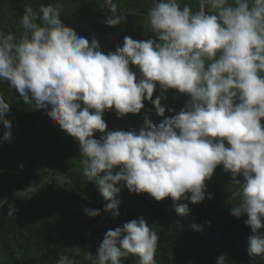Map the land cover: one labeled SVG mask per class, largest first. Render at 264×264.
Wrapping results in <instances>:
<instances>
[{
    "label": "clouds",
    "instance_id": "clouds-1",
    "mask_svg": "<svg viewBox=\"0 0 264 264\" xmlns=\"http://www.w3.org/2000/svg\"><path fill=\"white\" fill-rule=\"evenodd\" d=\"M101 7L112 13L109 27L129 14L113 0ZM62 11L58 3L25 5L19 35L0 31V83L78 142L82 176L98 187L103 211L118 218L115 196L126 188L155 201L170 197L177 214L187 215L189 204L212 198L206 182L221 166L230 174V215L247 217L248 254L264 256V0H154L145 17L153 38L125 36L107 54L98 40L65 26ZM169 89L187 100L165 117L166 109L174 111L162 104ZM145 101L165 117L158 125L145 115L138 131H106V111L138 114ZM8 112L0 94L5 129ZM0 139L10 141L11 132ZM14 210L9 205L7 216ZM83 212L100 215L87 207ZM158 241L143 218L134 219L106 231L95 255L85 252L84 259L123 264L134 256L136 264H157ZM56 264L74 261L59 255ZM216 264H225L223 254Z\"/></svg>",
    "mask_w": 264,
    "mask_h": 264
},
{
    "label": "trees",
    "instance_id": "trees-1",
    "mask_svg": "<svg viewBox=\"0 0 264 264\" xmlns=\"http://www.w3.org/2000/svg\"><path fill=\"white\" fill-rule=\"evenodd\" d=\"M113 2L129 14L109 27L105 21L112 13L101 7L104 0H0V31L19 35L25 5L35 8L40 3H58L63 6L62 23L89 42L98 40L105 54L115 51L118 44L122 46L125 36L138 41L153 38L145 17L154 0ZM182 2L195 5V0ZM121 14L118 10L115 15ZM130 68L137 71L135 66ZM0 94L9 104L5 118L11 124L5 129L0 123V138L4 131L11 132L10 141L0 139V264H56L59 255H68L74 264H91L84 259L85 252L95 255L106 231L140 218L159 235L157 264H216L221 254L225 264H264V256L248 254L247 217L236 219L230 215V174L221 166L206 182L212 198L189 204L187 215L177 214L170 197L155 201L147 193H129L123 188L115 196L120 201V216L113 219L103 211L106 202L96 184L82 176L78 142L42 110L25 105L6 83H0ZM159 94L157 85L153 99ZM165 96L162 104L174 110L170 114L166 109L165 117L179 112L187 100L173 89ZM144 104L140 113L123 117H117L113 110L106 111L102 117L106 131H138L145 115L154 125L165 118L155 114L151 103ZM101 135L95 133L94 138ZM29 187L35 189L28 192ZM9 205L15 209L12 218L7 216ZM85 207L100 210V215L88 217L83 212ZM193 225L200 230H193ZM136 261L137 257L129 256L123 264Z\"/></svg>",
    "mask_w": 264,
    "mask_h": 264
}]
</instances>
